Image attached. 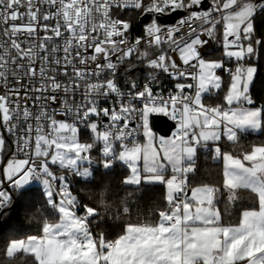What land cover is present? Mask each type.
<instances>
[{"label":"snow or ice","instance_id":"1","mask_svg":"<svg viewBox=\"0 0 264 264\" xmlns=\"http://www.w3.org/2000/svg\"><path fill=\"white\" fill-rule=\"evenodd\" d=\"M258 12L264 0H0V214L17 197L43 214L36 234L3 242L5 259L264 264V105L251 91L253 58L264 48ZM132 13L146 18L135 37ZM169 15L178 17L171 25L162 19ZM210 42L221 59L204 57ZM139 66L142 84L131 75ZM161 74L174 82L166 96L153 88ZM206 95L221 102L206 106ZM154 114L174 121L170 136L153 132ZM198 150L221 165L217 183L191 182ZM85 163L119 164L123 185L161 186L162 201L134 222L122 207V234L96 236V209L78 202L69 178L88 182ZM33 182L40 202L28 198ZM240 190L255 207L234 218Z\"/></svg>","mask_w":264,"mask_h":264},{"label":"trees","instance_id":"2","mask_svg":"<svg viewBox=\"0 0 264 264\" xmlns=\"http://www.w3.org/2000/svg\"><path fill=\"white\" fill-rule=\"evenodd\" d=\"M259 2V0H257ZM130 20L138 21L140 16L132 13L128 17ZM133 33H139L135 26ZM254 27L257 33V38L264 33V12H258L254 18ZM221 58V49L211 54L209 57ZM253 62L258 66L254 84L252 86V96L257 105H264V48L258 54V59L253 58ZM204 103H210L212 106L220 103L217 96L206 95ZM88 130H82L80 133L83 141L90 142L91 139L87 136ZM248 140L257 139V136L250 134ZM101 146L98 144L93 149L92 157L99 159ZM197 172L195 176L190 177L194 185L201 183H217L221 165L219 162L213 161L210 154L203 150H198ZM93 177L89 178L88 182L69 176L74 194L78 196V202L81 205H87L96 209V215L91 219L90 229L93 234L99 236L104 234L106 238L113 239L119 234H122L123 227L129 222V216L121 212V208L128 206L131 208V220L136 221L137 217L144 219L151 215V210L154 206L162 201L163 189L161 186L146 187L142 191H134L132 186H126L121 183L123 177L127 174L126 169L119 164H116L112 169L105 170L99 163H94ZM31 192L29 197L40 202V193L42 192L39 184L30 186ZM104 195L101 197L100 192ZM103 201V202H102ZM25 199L15 198L10 208L6 209L3 214H0V248H3V242L11 238H26L28 234H36L38 226L43 222V214L39 209L25 206ZM225 204H221L222 210ZM255 207L250 194L246 190H240L238 199L229 207V211L235 218L243 210H248ZM35 209V210H34ZM79 214L83 215V210H78ZM49 222H57L58 214H49L46 217ZM0 264H31L30 257L26 258L23 255H17L12 258L5 259L0 252Z\"/></svg>","mask_w":264,"mask_h":264},{"label":"built area","instance_id":"3","mask_svg":"<svg viewBox=\"0 0 264 264\" xmlns=\"http://www.w3.org/2000/svg\"><path fill=\"white\" fill-rule=\"evenodd\" d=\"M170 16H172V15L166 16V18L170 17ZM145 19H146L145 17H141V16H140V18H138V21H133V19H131L132 22H135V26H136V28L138 29V32H139V33H132V35L134 37L135 36H139L141 34V32L143 31V28L145 26V24H144ZM176 19H178V17ZM165 22L167 24H169V25L174 23L173 22V23L170 24L167 21H165ZM219 47H220L219 45L210 42V44L206 47V50L203 52L204 57L206 58V57L210 56L211 54L215 53L218 50ZM121 71H123V68L121 69ZM146 71L147 70L143 66H139V67H137L136 69H134L132 71L131 75L134 78H139V81L142 84L144 82V79H145ZM120 79H121V83H122L123 77L121 76ZM173 85H174L173 81H171L167 76L161 74L160 77L158 78V81L153 85V88L155 89V91L163 93L166 96L170 91L173 90ZM122 87H124L125 90L127 89V86L123 85V83H122ZM210 96H214V95H210ZM109 103L110 102H103L102 101V106H108ZM205 104H206V106H212V104H210V103H205ZM156 116H158V115H156ZM159 116H163V115H159ZM163 117H166L171 123L174 124V121L169 119L167 116H163ZM85 129H87V128H84L83 126H81V132H82V130H85ZM87 136H88L89 139H91V133H90L89 130L87 132ZM85 166L90 167L91 169L94 168V164L87 165V163H85ZM32 184H39V183L38 182H33ZM79 215H82V214H79Z\"/></svg>","mask_w":264,"mask_h":264},{"label":"water","instance_id":"4","mask_svg":"<svg viewBox=\"0 0 264 264\" xmlns=\"http://www.w3.org/2000/svg\"><path fill=\"white\" fill-rule=\"evenodd\" d=\"M177 16L172 15L170 17H162L164 21H167L168 23H173L176 20ZM153 117H156L160 123L155 127V131H157L160 135L167 137L170 135L171 131L174 129V124L171 123L166 117L163 116H156L154 115ZM162 125V126H161Z\"/></svg>","mask_w":264,"mask_h":264},{"label":"rangeland","instance_id":"5","mask_svg":"<svg viewBox=\"0 0 264 264\" xmlns=\"http://www.w3.org/2000/svg\"><path fill=\"white\" fill-rule=\"evenodd\" d=\"M222 58V57H221ZM221 58H215V57H206V59H209V60H213V59H216V60H218V59H221ZM159 116V115H158ZM158 124H162V123H160V121L156 118V117H153L152 118V124H151V127H152V130H153V132L159 137V136H162V135H160L157 131H155V127L158 125ZM162 126V125H161ZM175 131V128L171 131V133H170V135L172 134V132H174ZM169 135V136H170ZM168 137V136H167ZM40 185V184H39ZM40 188H41V190H43L42 189V185H40ZM58 222V221H57Z\"/></svg>","mask_w":264,"mask_h":264},{"label":"crops","instance_id":"6","mask_svg":"<svg viewBox=\"0 0 264 264\" xmlns=\"http://www.w3.org/2000/svg\"><path fill=\"white\" fill-rule=\"evenodd\" d=\"M154 116V115H153ZM153 116L150 118V124H152V118H153ZM253 135H255V134H253ZM256 136V135H255Z\"/></svg>","mask_w":264,"mask_h":264}]
</instances>
